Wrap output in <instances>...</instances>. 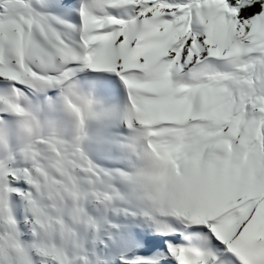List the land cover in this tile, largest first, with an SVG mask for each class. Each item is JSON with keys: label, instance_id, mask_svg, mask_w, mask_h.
Instances as JSON below:
<instances>
[{"label": "snow or ice", "instance_id": "obj_1", "mask_svg": "<svg viewBox=\"0 0 264 264\" xmlns=\"http://www.w3.org/2000/svg\"><path fill=\"white\" fill-rule=\"evenodd\" d=\"M0 264H264V0H0Z\"/></svg>", "mask_w": 264, "mask_h": 264}]
</instances>
